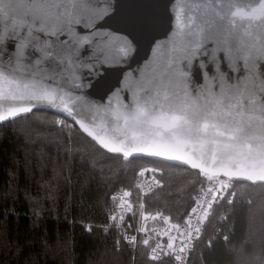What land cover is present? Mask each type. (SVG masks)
Here are the masks:
<instances>
[{"label": "snow or ice", "instance_id": "snow-or-ice-1", "mask_svg": "<svg viewBox=\"0 0 264 264\" xmlns=\"http://www.w3.org/2000/svg\"><path fill=\"white\" fill-rule=\"evenodd\" d=\"M23 122L56 152L31 129L5 151L0 264H49L68 241L47 218L75 207L102 214L89 238L126 264H264V0H0V131ZM112 161L139 179L110 205L87 198ZM171 174L177 216L143 195Z\"/></svg>", "mask_w": 264, "mask_h": 264}, {"label": "trees", "instance_id": "trees-1", "mask_svg": "<svg viewBox=\"0 0 264 264\" xmlns=\"http://www.w3.org/2000/svg\"><path fill=\"white\" fill-rule=\"evenodd\" d=\"M31 139L35 143H39L42 140L51 147L53 154L56 152L55 142L51 137L44 133H41L38 124L33 125L31 122H23L17 125L15 128L0 131V161L3 160L5 151H11L14 146L23 147L26 144L25 136L29 134ZM83 163V161H77V164ZM103 170L104 182L100 183L97 188H94L91 192L85 193V196L91 200H95L99 197L101 203L105 200L111 204L110 197L116 192L127 189V186L134 185L137 181V176L133 174L130 167H125L119 162H108L97 165V171ZM187 184L182 179L180 174H171L167 179V183L163 190L157 189L145 199L146 206L151 204L156 207L168 208L173 216L180 214V205L182 199H186ZM72 203L75 206L77 199L80 195L79 191L75 188L71 191ZM254 196L258 197V194L254 193ZM180 197L181 199H177ZM246 215L241 208L238 210L236 217V229L234 242L239 244L244 239V232L241 227L242 219ZM102 214L99 211L82 212L78 207L69 208L67 218L65 219L64 213L61 210L59 216H52L47 218V224L45 227L49 230L50 235H59L67 239L68 248L65 251H57L56 255L49 257V264H88L89 254H99L107 252L105 259L107 264H126L128 253L116 255L111 252V239H105L101 235L89 238V234L86 231L87 225L91 222L93 225L97 221L102 220ZM29 221L24 218L23 214L19 221L10 220V226L13 230L17 227L21 231H24ZM215 260L220 259L219 249L217 253L212 257ZM139 264V261H138Z\"/></svg>", "mask_w": 264, "mask_h": 264}, {"label": "built area", "instance_id": "built-area-1", "mask_svg": "<svg viewBox=\"0 0 264 264\" xmlns=\"http://www.w3.org/2000/svg\"><path fill=\"white\" fill-rule=\"evenodd\" d=\"M138 176H137V180H138ZM144 183L147 185V184H150V178H149V174H146L145 176V179H144ZM124 190H127V189H124ZM157 188H148L147 186L145 187L144 189V192H143V195H144V198H146L147 196H149L150 194H152L154 191H156ZM121 193V191L119 192H116L115 194L113 195H119Z\"/></svg>", "mask_w": 264, "mask_h": 264}]
</instances>
